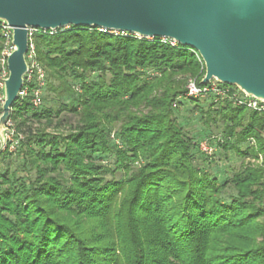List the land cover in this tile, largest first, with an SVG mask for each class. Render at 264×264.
Listing matches in <instances>:
<instances>
[{"label":"trees","instance_id":"1","mask_svg":"<svg viewBox=\"0 0 264 264\" xmlns=\"http://www.w3.org/2000/svg\"><path fill=\"white\" fill-rule=\"evenodd\" d=\"M32 39L58 105L11 106L25 173L0 169V264H264V113L211 97L173 107L204 64L158 36L69 25ZM182 100L220 118L223 148L258 160L232 174L229 202L174 117ZM63 111L77 118L65 132ZM107 154L112 168L93 159Z\"/></svg>","mask_w":264,"mask_h":264},{"label":"water","instance_id":"2","mask_svg":"<svg viewBox=\"0 0 264 264\" xmlns=\"http://www.w3.org/2000/svg\"><path fill=\"white\" fill-rule=\"evenodd\" d=\"M11 30L3 79L0 141L27 71L28 27L69 25L166 37L202 59L201 83L215 79L264 103V0H0Z\"/></svg>","mask_w":264,"mask_h":264},{"label":"rangeland","instance_id":"3","mask_svg":"<svg viewBox=\"0 0 264 264\" xmlns=\"http://www.w3.org/2000/svg\"><path fill=\"white\" fill-rule=\"evenodd\" d=\"M115 34V33H112ZM4 40H2L3 46ZM200 60V59H199ZM96 72L92 74V77L96 76ZM230 86V85H229ZM233 87V86H231ZM211 102H216L213 99ZM208 99L200 98L198 103L204 110L212 104ZM53 104L58 105L56 100L52 99L51 93H48L46 88L42 90V105ZM1 105H2V91H0V114H1ZM215 108L217 105H211ZM175 107V106H173ZM174 117L177 119L179 125L182 127L184 133L189 137L193 138L195 141H207L208 146L211 148L210 152H204L200 145H198L195 150L198 154L197 157H203L205 161H196L202 163V165L213 175L218 177V181L220 183L227 182V186L223 191L222 198L225 202H229L230 198L235 195L236 191L232 185L229 183V179L232 174L245 165L247 162H257L258 160L252 158H243L240 155L236 154L233 150L225 149L221 145L223 142V133H222V122L220 118L216 117L214 112H210L207 117L206 113H200L198 108L196 107V102H191L189 100H182L177 108L173 109ZM29 115H31L29 113ZM62 122L59 126V131L65 132L68 127L75 125L76 116L63 111L58 116ZM215 118V121L212 120ZM55 119V118H54ZM55 121V120H54ZM11 122L15 126L16 121L11 119ZM37 123H33V126H36ZM16 128V127H15ZM25 128L22 130L24 131ZM53 124L47 128V131H54ZM22 133V132H20ZM23 134V133H22ZM24 135V134H23ZM115 143H119L117 139H114ZM252 143V142H250ZM223 144V143H222ZM246 144H242L241 147L244 148ZM12 152L5 154L7 157L2 158L0 155V169L1 171H5L6 167L10 171L16 170L19 174H24L25 172L21 170L19 164L21 163V158L16 155V152L9 151L8 149L1 150L0 154L3 152ZM93 159L97 163L106 164L108 167H113L112 161L113 156L110 154L107 155H94ZM260 159V157H259ZM32 173V172H31ZM33 174V173H32ZM119 176V173H105V177L107 179L116 178Z\"/></svg>","mask_w":264,"mask_h":264},{"label":"built area","instance_id":"4","mask_svg":"<svg viewBox=\"0 0 264 264\" xmlns=\"http://www.w3.org/2000/svg\"><path fill=\"white\" fill-rule=\"evenodd\" d=\"M27 29L28 48L26 52V61L28 64V68L26 73L24 74L23 85L18 92V97H28L32 107L38 108L42 105V90L46 84L47 74L44 66L37 59L35 44L32 37L36 33V31L45 32L47 29H40L35 27H28ZM99 30L124 36L130 34L141 37L135 33H131L128 31L109 30L105 28H99ZM0 34L4 40L3 46L0 51V91H2L3 79L8 74L6 58L12 50L13 45L11 43L10 27L6 23L1 21ZM152 37L146 38L151 39ZM160 39L162 42L169 43L173 46L177 44V42L171 38L160 37ZM201 97H211L216 101L228 100L236 105H242L247 107L248 109L264 113L263 102L252 96L246 95L238 88H231L228 84L219 83L215 79H211V81L208 83L199 84L196 82L195 78L192 77L187 79L185 84V92L175 99L172 106H176L178 99L181 98ZM22 139L23 134L16 130L15 126L11 122V119L8 118V120L6 121L5 140L3 142L0 141V151L5 149H8L9 151H15L19 147ZM199 145L204 152H210L211 148L208 146L207 141H201Z\"/></svg>","mask_w":264,"mask_h":264}]
</instances>
